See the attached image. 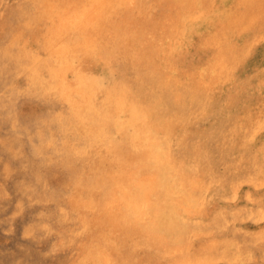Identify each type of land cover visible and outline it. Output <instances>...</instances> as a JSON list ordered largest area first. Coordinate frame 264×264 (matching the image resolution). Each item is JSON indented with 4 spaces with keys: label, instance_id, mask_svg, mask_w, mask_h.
Wrapping results in <instances>:
<instances>
[{
    "label": "rangeland",
    "instance_id": "374dc122",
    "mask_svg": "<svg viewBox=\"0 0 264 264\" xmlns=\"http://www.w3.org/2000/svg\"><path fill=\"white\" fill-rule=\"evenodd\" d=\"M256 1L0 0V264H264V13L223 17ZM219 28L226 69L179 102ZM157 176L183 230L132 244L126 194Z\"/></svg>",
    "mask_w": 264,
    "mask_h": 264
},
{
    "label": "bare ground",
    "instance_id": "6f19581e",
    "mask_svg": "<svg viewBox=\"0 0 264 264\" xmlns=\"http://www.w3.org/2000/svg\"><path fill=\"white\" fill-rule=\"evenodd\" d=\"M256 2L257 3H249L250 6L248 7H245L248 2H241L245 4L239 6L231 5V7H227L224 10V18L236 19L233 20L235 34H244L250 31H254L259 27L261 22L260 18H262L264 8L259 5L258 1ZM188 19L191 20V18H186L183 20L184 23H186ZM75 36H77V34ZM207 39L208 40H206L205 43L210 46L211 49H215L216 51H218L217 57L212 58L210 60V63H207L199 68L197 75L191 76L190 83L180 82V80L174 79L176 78L175 75H170L164 81V84H166L169 79L173 78L174 84L178 86H175L176 88H186V90H182L179 95H176L178 99L180 98L179 102L184 101L188 96L191 97L189 99H199L197 95L200 91L198 90L197 84L200 81L202 75L205 76L208 70H212L213 68H215L218 72H222L224 69H226V67L223 66V62L226 58L225 52L217 48L221 44V41L229 39L226 30L224 28H219L213 34H208ZM164 88H166V86L163 87L162 84H159L156 89L157 92H159V96L156 94L152 102L147 103L146 105L158 108L163 107L160 96L162 93H164ZM195 92H197V94ZM186 101L182 104H185ZM67 104L71 114L73 112L72 106L69 103ZM165 171L167 172L168 170ZM168 184L169 178L157 176L156 181L150 182L149 184H143L137 191L129 192L126 194V199L123 204V210L119 214V218L122 224H125L127 232H129V234L132 236V244L142 242L143 240L148 239V236H155L160 232L169 234L173 230H179V232L183 230L181 218L183 219L185 217L183 216L184 209L186 208L185 205H189L190 201V192L187 190L184 183L178 184V187L176 189L179 198L182 200V203H163L158 196L160 194L149 201L146 199V195L148 193L154 192V190L157 188H166ZM170 187L171 185L168 186V188ZM165 248L169 249L167 245L165 246ZM95 264H98L97 261Z\"/></svg>",
    "mask_w": 264,
    "mask_h": 264
}]
</instances>
